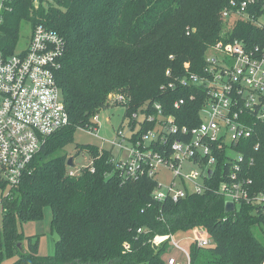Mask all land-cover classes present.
Here are the masks:
<instances>
[{
  "label": "trees",
  "instance_id": "16d2710c",
  "mask_svg": "<svg viewBox=\"0 0 264 264\" xmlns=\"http://www.w3.org/2000/svg\"><path fill=\"white\" fill-rule=\"evenodd\" d=\"M231 1L243 0H53L48 6L44 0H10L0 22V51L15 53L23 23L32 30L44 26L62 38L57 79L70 122L47 140L18 187L0 197V264H164L167 243L156 245L154 238H181L196 229L204 230L213 245L192 246V264H264V243L254 233L255 227L264 228V216L247 204L227 213L217 192L229 174L222 156L204 193L159 203L154 180L123 177L111 152L82 147L92 164L76 177L68 175L65 153L79 129L97 128L94 120L113 96L128 118L139 111L155 114L152 106L159 104L180 127H197L204 91L163 90L171 80L166 73L202 75L206 53L218 41L264 47V29L222 19ZM180 99L185 105L176 109ZM129 125L135 129L136 121ZM151 127L142 124L134 139ZM255 159L245 172L254 194L264 191V151ZM47 208L59 240L52 256H41L39 242L27 238L20 225L43 220Z\"/></svg>",
  "mask_w": 264,
  "mask_h": 264
},
{
  "label": "built area",
  "instance_id": "2783aa9c",
  "mask_svg": "<svg viewBox=\"0 0 264 264\" xmlns=\"http://www.w3.org/2000/svg\"><path fill=\"white\" fill-rule=\"evenodd\" d=\"M222 19L230 24L245 20L264 29V2L231 1ZM64 51L62 38L41 25L32 30L26 50L9 56L0 51V197H8L18 187L47 140L69 125L57 79ZM205 65L202 75L187 71L183 77H173L168 71L171 80L163 88L202 89L205 101L199 112L200 124L180 127L173 116L163 114L161 105L154 104L155 114L143 115L144 123L152 127L140 138L134 139L138 133L135 129L130 137L118 130L121 141L113 146L124 148L128 141L130 147L127 160L115 159L117 168L125 178L154 180L157 202L178 203L207 190L222 156L229 174L219 185L218 194L234 203V211L247 204L264 216V191L252 193L253 181L245 177V172L255 166V156L264 151V47L247 46L238 40L218 41L207 51ZM119 100L125 101L123 97ZM183 105L185 99H180L174 107ZM138 115L134 113L132 119L137 120ZM255 138L260 141L246 143ZM249 154L250 159L246 157ZM192 166L195 169H190ZM67 168L70 177L83 171ZM163 173L169 174L166 184ZM193 233L187 239L173 234L154 238L156 245L167 243L169 253L174 249L182 255L169 257L164 264H192V246L212 247V239L204 230Z\"/></svg>",
  "mask_w": 264,
  "mask_h": 264
},
{
  "label": "rangeland",
  "instance_id": "374dc122",
  "mask_svg": "<svg viewBox=\"0 0 264 264\" xmlns=\"http://www.w3.org/2000/svg\"><path fill=\"white\" fill-rule=\"evenodd\" d=\"M48 1L53 0H44L45 6H48ZM10 0H0V22H2V15L7 10V6ZM6 3V4H5ZM7 5V6H6ZM233 24V23H232ZM32 35V29L29 24L23 23L21 25L19 42L17 44L15 53H21L26 50L30 44V39ZM113 98H110V105L106 109L102 110L99 115L95 118L94 121L97 123L96 132L90 130L79 129L74 135V142L69 147L65 149V153L69 158H74L75 168H71L74 171H80L81 169L87 168L92 163V157L88 150H82L84 146H93L98 147L100 150H106L113 154V158L116 160H127L129 157V152L127 148L130 147L128 141L123 143L124 148L118 146H113V143L121 141V138L118 136V130H123V133L126 137H130L134 131H138L142 124L144 123V114L140 111L139 117L136 121L135 130H131L130 123L132 118L125 116L126 109L124 106H117L113 103ZM81 147V149H78ZM190 169H195L193 166ZM165 180L164 184L168 182L169 174H162ZM189 186V184H187ZM2 218V210L0 206V220ZM51 222H52V213L49 208L45 209L44 218L38 222H27L20 225V231L28 238H33V241L39 242L38 252L41 256H52L55 251V245L59 240L58 236L52 234L51 232ZM254 233L256 236L264 243V228L255 227ZM193 231L185 234L178 239H187L188 237L193 236ZM23 251H27L26 241L23 244ZM182 257L180 252L172 249L170 253L164 254L163 258L166 260L169 257L178 258Z\"/></svg>",
  "mask_w": 264,
  "mask_h": 264
},
{
  "label": "water",
  "instance_id": "95a60500",
  "mask_svg": "<svg viewBox=\"0 0 264 264\" xmlns=\"http://www.w3.org/2000/svg\"><path fill=\"white\" fill-rule=\"evenodd\" d=\"M67 166L71 168H75L74 158H69L67 161ZM234 203L232 202H226L225 203V211L227 213H233L234 212Z\"/></svg>",
  "mask_w": 264,
  "mask_h": 264
}]
</instances>
